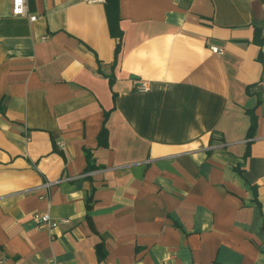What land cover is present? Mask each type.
I'll return each instance as SVG.
<instances>
[{"label":"crops","instance_id":"0c3cea01","mask_svg":"<svg viewBox=\"0 0 264 264\" xmlns=\"http://www.w3.org/2000/svg\"><path fill=\"white\" fill-rule=\"evenodd\" d=\"M10 8L0 264H264V0Z\"/></svg>","mask_w":264,"mask_h":264},{"label":"built area","instance_id":"2783aa9c","mask_svg":"<svg viewBox=\"0 0 264 264\" xmlns=\"http://www.w3.org/2000/svg\"><path fill=\"white\" fill-rule=\"evenodd\" d=\"M95 2H104V0H92ZM11 8L10 12L12 16H27L29 20H35V15H29L27 11V0H10ZM211 51L213 53L222 55L224 53L223 49L217 47V46H210ZM134 88L138 91H146L148 89V85L145 81H137V84H135ZM62 144V143H61ZM62 222H65V219L61 220ZM37 222L47 226L48 228H53L57 226L58 221L52 219L48 214H40V216L37 218Z\"/></svg>","mask_w":264,"mask_h":264},{"label":"trees","instance_id":"16d2710c","mask_svg":"<svg viewBox=\"0 0 264 264\" xmlns=\"http://www.w3.org/2000/svg\"><path fill=\"white\" fill-rule=\"evenodd\" d=\"M118 1L119 0H104V4H105V10L107 12V16L109 19V23L111 26V30L114 33L115 36L120 37L121 35V30L118 27V20H119V16H118ZM254 119H252L251 121V125L249 128V137L252 134V129L254 127Z\"/></svg>","mask_w":264,"mask_h":264}]
</instances>
